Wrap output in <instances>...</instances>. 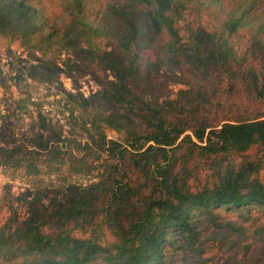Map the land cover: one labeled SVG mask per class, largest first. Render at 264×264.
Instances as JSON below:
<instances>
[{"label": "trees", "instance_id": "1", "mask_svg": "<svg viewBox=\"0 0 264 264\" xmlns=\"http://www.w3.org/2000/svg\"><path fill=\"white\" fill-rule=\"evenodd\" d=\"M0 36L68 126L13 99L0 166L90 176L22 191L0 264H264V0H0Z\"/></svg>", "mask_w": 264, "mask_h": 264}, {"label": "rangeland", "instance_id": "2", "mask_svg": "<svg viewBox=\"0 0 264 264\" xmlns=\"http://www.w3.org/2000/svg\"><path fill=\"white\" fill-rule=\"evenodd\" d=\"M198 21L207 29H211L216 23L213 14H203ZM246 31H241L237 36L236 45L239 47L245 37ZM27 52L18 40L8 39L0 36V113L4 111L13 99L24 97L27 99L28 111L24 114V122L28 121L29 113H34L36 108L40 107L49 114L53 119H57L60 123L65 124L64 115L67 112L62 108V104L58 105L56 99V89L52 85L38 83L30 79L16 81L15 76L18 69L23 65L18 61V57L26 58ZM60 80L65 89L74 91L71 79L65 75H61ZM79 90L84 94L98 89L97 84L89 77L84 76L78 82ZM76 87V86H75ZM181 88V85L173 86V90ZM21 123V122H20ZM108 138H117L114 131L106 130ZM263 171L261 172V174ZM90 180V176L71 175L65 171V168L58 174H48L43 167L37 175L27 176L25 170L21 167H3L0 166V226L13 215L21 219L25 216V203L18 199L19 194L26 188L45 187L50 185H62L68 181L86 184ZM214 260L216 258H213ZM223 260L219 259L217 264H222Z\"/></svg>", "mask_w": 264, "mask_h": 264}]
</instances>
